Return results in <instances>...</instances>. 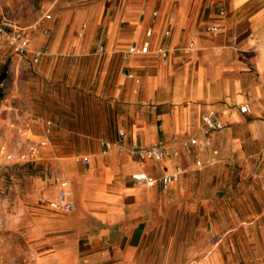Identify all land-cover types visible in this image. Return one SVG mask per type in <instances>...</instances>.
<instances>
[{"label": "crops", "instance_id": "1", "mask_svg": "<svg viewBox=\"0 0 264 264\" xmlns=\"http://www.w3.org/2000/svg\"><path fill=\"white\" fill-rule=\"evenodd\" d=\"M48 7L49 19L18 23L0 14L31 36L32 48L47 51L33 65L0 43L25 68L16 140L24 149L46 143L41 176L0 199L8 231L32 238L36 251L51 249L34 264H264V0H50ZM149 28L151 52L127 54ZM160 47L169 49L166 59ZM244 103L250 112L240 110ZM12 107L3 106L7 125ZM210 111L224 128L201 158L216 163L197 166L182 141ZM7 127L12 141L16 130ZM159 141L180 155L156 161L132 150ZM177 168L184 172L167 187L132 178ZM56 176L69 181L71 212L51 205L61 191Z\"/></svg>", "mask_w": 264, "mask_h": 264}, {"label": "rangeland", "instance_id": "2", "mask_svg": "<svg viewBox=\"0 0 264 264\" xmlns=\"http://www.w3.org/2000/svg\"><path fill=\"white\" fill-rule=\"evenodd\" d=\"M0 0V14H4L18 23L32 18L43 17L50 13L48 3L50 0H11L9 6ZM3 51H6L5 54ZM16 55L10 50L0 51V96H1V115H0V199L14 196L17 197L20 191V184L32 181L34 176H41V170L46 166L42 159L37 162H28L22 158L25 149L19 146L16 138L22 132L19 126V83L23 75V68L16 60ZM25 74V73H24ZM11 100L14 106L10 110L13 120L8 124L15 129V138L8 141L5 138L7 123L6 113L3 109L5 103ZM16 107V109H15ZM19 109V110H18ZM12 155L9 158V155ZM0 264H34V257L46 256L50 250L45 248L35 250V241L24 233L8 231L6 223L0 218ZM36 255V256H35Z\"/></svg>", "mask_w": 264, "mask_h": 264}, {"label": "built area", "instance_id": "3", "mask_svg": "<svg viewBox=\"0 0 264 264\" xmlns=\"http://www.w3.org/2000/svg\"><path fill=\"white\" fill-rule=\"evenodd\" d=\"M225 10L220 11V15H225ZM158 15L157 11L153 12V16L156 17ZM45 18H51V14L47 13ZM219 27L216 25H210L208 27V31L216 32ZM45 33H48V30H45ZM153 34L152 28H149L146 32V40L143 42L141 46L131 45L127 49V54H147L151 52V43L150 38ZM169 35V32H167ZM4 42L7 46L13 50L16 54L26 57L28 55L31 56V63L33 65H37L40 63L42 58L46 55L45 49L32 48V38L29 34L25 32L23 28L15 26L14 24L7 21L5 18L0 16V43ZM194 43H190L189 47L194 48ZM100 52H104V47L101 46L99 48ZM157 53L162 55L164 59L167 58L169 49L165 47H160L157 49ZM129 77L135 78L133 73L128 74ZM137 81H139L137 79ZM1 96H0V115H1ZM240 110L243 113H248L251 111V106L249 103H244L240 105ZM52 124L51 121H47L48 127ZM224 128L223 123L219 120L218 114L216 111H210L204 113L201 117V121L198 126V133L189 136L188 138L182 141V146L186 149V152L194 157V162L197 166L204 165H212L216 163V159L211 157L208 160H203L201 158V154L203 152H207L212 145V136L213 133ZM49 129V128H48ZM119 135L124 136V131L119 130ZM45 142L31 144L27 150L22 154V158L26 159L28 162H37L43 158V150L42 147L45 146ZM106 146H110L109 143H104ZM132 150L137 152L141 159H150L160 161L166 156H179L180 151L178 150H170L165 146L163 141H159L149 147H144L140 145H133ZM84 162H88L89 158L84 157ZM182 168H177L174 173L164 174L160 178H156L154 176L145 174V173H136L132 175L134 181L138 183H149L153 184L158 181L162 183L164 187L169 186L174 181H176L179 176L183 173ZM56 183H58L61 187L59 199L51 202V205L60 209L64 212H71L74 209V201L71 197V192L69 190V181L60 177H55Z\"/></svg>", "mask_w": 264, "mask_h": 264}]
</instances>
